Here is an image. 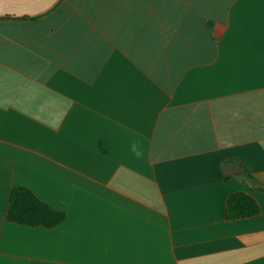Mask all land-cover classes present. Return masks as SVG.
Instances as JSON below:
<instances>
[{
    "label": "crops",
    "instance_id": "1",
    "mask_svg": "<svg viewBox=\"0 0 264 264\" xmlns=\"http://www.w3.org/2000/svg\"><path fill=\"white\" fill-rule=\"evenodd\" d=\"M0 264H264V0H0Z\"/></svg>",
    "mask_w": 264,
    "mask_h": 264
},
{
    "label": "trees",
    "instance_id": "2",
    "mask_svg": "<svg viewBox=\"0 0 264 264\" xmlns=\"http://www.w3.org/2000/svg\"><path fill=\"white\" fill-rule=\"evenodd\" d=\"M258 202L246 192L231 194L227 199L226 217L228 220H239L259 215ZM66 219V214L55 210L39 199L31 190L16 187L10 195L8 220L24 226H43L54 228Z\"/></svg>",
    "mask_w": 264,
    "mask_h": 264
},
{
    "label": "clouds",
    "instance_id": "3",
    "mask_svg": "<svg viewBox=\"0 0 264 264\" xmlns=\"http://www.w3.org/2000/svg\"><path fill=\"white\" fill-rule=\"evenodd\" d=\"M132 148H133V151L136 153L137 156H139L141 154L139 151H137L135 144H133Z\"/></svg>",
    "mask_w": 264,
    "mask_h": 264
}]
</instances>
